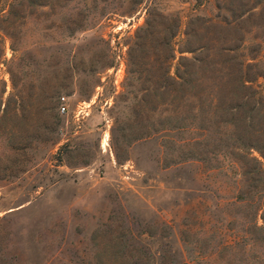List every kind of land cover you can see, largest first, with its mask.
Returning <instances> with one entry per match:
<instances>
[{
    "label": "rangeland",
    "instance_id": "374dc122",
    "mask_svg": "<svg viewBox=\"0 0 264 264\" xmlns=\"http://www.w3.org/2000/svg\"><path fill=\"white\" fill-rule=\"evenodd\" d=\"M172 17L180 26L171 76L188 49L240 47L264 95V0H0V264L264 256V245L250 247L264 175L242 186L220 157L191 160L202 151L188 143L198 134L168 128L169 97L158 108L155 84L163 70L134 46L147 21L160 39ZM195 207L222 236L205 234ZM234 237V249L208 259Z\"/></svg>",
    "mask_w": 264,
    "mask_h": 264
},
{
    "label": "trees",
    "instance_id": "16d2710c",
    "mask_svg": "<svg viewBox=\"0 0 264 264\" xmlns=\"http://www.w3.org/2000/svg\"><path fill=\"white\" fill-rule=\"evenodd\" d=\"M210 23L219 24L212 21ZM179 26V18H170L166 34L158 39L149 31L151 23L147 21V34L139 36L134 43L136 48L149 60L153 59L160 70H163L160 81L155 84L158 108L165 107L164 94L169 97L171 109L168 128L195 131L198 134L197 138L190 139L188 143L194 150L201 147L202 151L200 155L198 151L192 153L189 157L191 160L206 162L211 157H220L235 168L242 186H247L252 180L260 183L264 175V95L254 88L256 78L250 79L247 75L248 69L253 66L238 54L240 47L198 46L188 49L192 54L191 58L178 59L175 73L171 76L170 62L175 59L174 39ZM192 34H186L185 43ZM161 112H165V109ZM211 125L216 129L212 130ZM220 125L225 126V131L219 129ZM148 137H151L150 133L140 138ZM254 151L261 160L252 156ZM254 188L258 189L259 185ZM262 192L264 198V189ZM238 194L234 203L239 205L245 200L241 197L240 189ZM192 214L202 223L205 234L218 233L222 236L220 230L216 231L207 226L196 207ZM258 216L262 220L261 226L256 225ZM252 221L255 232L251 235L250 247L264 245V206L260 205L255 210ZM193 230L196 228L191 227L188 232ZM239 239L224 238L213 253L207 254L208 259H215L214 255L217 256L219 250L234 249L239 244ZM246 246L242 248L244 252L247 251ZM254 262L264 264V256L256 257Z\"/></svg>",
    "mask_w": 264,
    "mask_h": 264
},
{
    "label": "built area",
    "instance_id": "2783aa9c",
    "mask_svg": "<svg viewBox=\"0 0 264 264\" xmlns=\"http://www.w3.org/2000/svg\"><path fill=\"white\" fill-rule=\"evenodd\" d=\"M65 101H66V99L62 98V103L60 105V112L62 114H65L67 112V109H68L67 105L65 104Z\"/></svg>",
    "mask_w": 264,
    "mask_h": 264
}]
</instances>
